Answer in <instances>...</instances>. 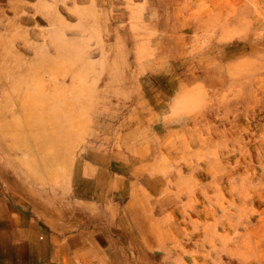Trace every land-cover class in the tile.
Masks as SVG:
<instances>
[{
    "label": "rangeland",
    "instance_id": "1",
    "mask_svg": "<svg viewBox=\"0 0 264 264\" xmlns=\"http://www.w3.org/2000/svg\"><path fill=\"white\" fill-rule=\"evenodd\" d=\"M0 264H264V0H0Z\"/></svg>",
    "mask_w": 264,
    "mask_h": 264
}]
</instances>
